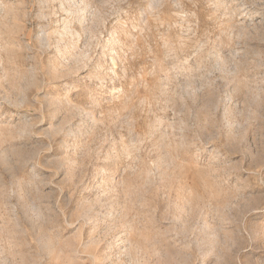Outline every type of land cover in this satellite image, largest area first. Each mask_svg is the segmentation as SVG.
I'll list each match as a JSON object with an SVG mask.
<instances>
[{"label": "rangeland", "instance_id": "obj_1", "mask_svg": "<svg viewBox=\"0 0 264 264\" xmlns=\"http://www.w3.org/2000/svg\"><path fill=\"white\" fill-rule=\"evenodd\" d=\"M0 264H264V0H0Z\"/></svg>", "mask_w": 264, "mask_h": 264}]
</instances>
